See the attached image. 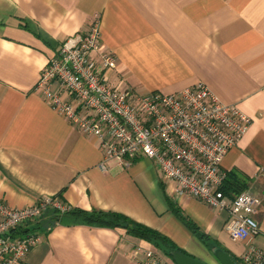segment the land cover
Returning <instances> with one entry per match:
<instances>
[{
    "label": "crops",
    "instance_id": "0c3cea01",
    "mask_svg": "<svg viewBox=\"0 0 264 264\" xmlns=\"http://www.w3.org/2000/svg\"><path fill=\"white\" fill-rule=\"evenodd\" d=\"M93 23L117 60L106 71L111 83L170 94L201 81L250 118L221 163L235 189L262 197L249 242L229 237L227 210L179 194L146 157L128 167L107 161L102 170L98 138L42 98L36 86L49 59ZM48 196L69 208L124 214L203 261V244L172 203L236 257L249 247L264 253V0H0V200L20 209ZM37 233L30 264H138L153 249L123 227L70 215Z\"/></svg>",
    "mask_w": 264,
    "mask_h": 264
},
{
    "label": "built area",
    "instance_id": "2783aa9c",
    "mask_svg": "<svg viewBox=\"0 0 264 264\" xmlns=\"http://www.w3.org/2000/svg\"><path fill=\"white\" fill-rule=\"evenodd\" d=\"M116 62L112 52L102 49L99 26L93 23L62 41L36 88L55 111L98 138L102 170L107 161L128 167L133 159L146 157L163 179L175 183L179 194L227 210L229 237L249 242L259 231L254 214L262 197L251 189L226 194L221 163L250 118L234 104L222 102L201 81L170 94L111 83L106 71L114 69ZM53 82L59 90L52 88ZM51 209L66 212L69 206L56 196L20 209L0 200V264H30L27 254L40 235L20 231ZM239 258L242 264H264V253L254 247ZM138 264L175 263L149 249L143 250Z\"/></svg>",
    "mask_w": 264,
    "mask_h": 264
},
{
    "label": "trees",
    "instance_id": "16d2710c",
    "mask_svg": "<svg viewBox=\"0 0 264 264\" xmlns=\"http://www.w3.org/2000/svg\"><path fill=\"white\" fill-rule=\"evenodd\" d=\"M237 182L238 181H232L226 175L223 184V191L226 192V190L229 189H232V192L234 193H238L242 191L239 188L238 189L234 188L238 184ZM170 208L175 213V215H177L181 219V221L184 223L187 229L191 231L206 247L210 248V251L213 246L221 247L216 241L211 240L206 233L202 232L199 229V227L194 222H192L188 217H185L183 214H181L180 210L177 207H175L172 203L170 204ZM62 215H70L74 219L89 225L123 227L129 235L145 240L151 243L153 248L161 250L166 256L170 257L172 262H174L170 255V252L172 250H178L182 253L188 254L186 253V251L178 247L169 237L162 234L156 229L141 224L124 214L112 212V211L97 210V209L84 210L81 208H69L64 213H60L56 209H51L48 210L39 220L28 224L20 232L26 233L28 231H33V232L41 231L43 230L42 228L45 225H48V227L52 226L56 221L59 220L60 216ZM223 249L226 250L225 248ZM231 255L238 262L241 263L239 257H236L233 254Z\"/></svg>",
    "mask_w": 264,
    "mask_h": 264
},
{
    "label": "water",
    "instance_id": "95a60500",
    "mask_svg": "<svg viewBox=\"0 0 264 264\" xmlns=\"http://www.w3.org/2000/svg\"><path fill=\"white\" fill-rule=\"evenodd\" d=\"M211 252L218 264H242L238 262L228 251L219 246H213ZM170 255L175 264H208L178 250H172Z\"/></svg>",
    "mask_w": 264,
    "mask_h": 264
},
{
    "label": "rangeland",
    "instance_id": "374dc122",
    "mask_svg": "<svg viewBox=\"0 0 264 264\" xmlns=\"http://www.w3.org/2000/svg\"><path fill=\"white\" fill-rule=\"evenodd\" d=\"M60 213H64V212H60ZM48 228V225H45L42 229L45 230ZM202 243V242H201ZM176 244V243H175ZM203 244V243H202ZM177 245V244H176ZM178 246V245H177ZM204 248H205V255L204 257L202 258L203 261H205L206 263L208 264H218V262L215 260L212 252L210 251V248L209 247H206L204 244H203ZM179 247V246H178ZM153 251H155L159 256H161L163 259L167 260V261H170L171 262V259L170 257L166 256L161 250H158V249H155L153 248ZM188 253L189 255H191L192 257H196L195 255L193 254H190L189 252H186ZM200 259V258H198Z\"/></svg>",
    "mask_w": 264,
    "mask_h": 264
}]
</instances>
